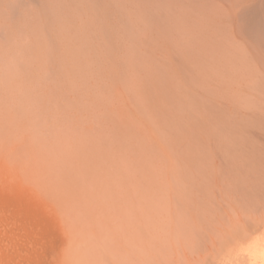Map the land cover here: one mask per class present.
<instances>
[{"label":"rangeland","instance_id":"1","mask_svg":"<svg viewBox=\"0 0 264 264\" xmlns=\"http://www.w3.org/2000/svg\"><path fill=\"white\" fill-rule=\"evenodd\" d=\"M88 4L0 0V264H264V27Z\"/></svg>","mask_w":264,"mask_h":264},{"label":"bare ground","instance_id":"2","mask_svg":"<svg viewBox=\"0 0 264 264\" xmlns=\"http://www.w3.org/2000/svg\"><path fill=\"white\" fill-rule=\"evenodd\" d=\"M259 0H78L80 6L89 2L95 13L124 12L127 19L138 20L145 34L143 41L203 42L197 36L181 37L177 33H192L209 29L235 28L244 25L240 16H250L248 26L264 27L258 19ZM264 2V0H260ZM83 8V7H82ZM126 13V14H125ZM128 15V16H127ZM247 25V23H246ZM207 39V38H206ZM216 39V40H214ZM213 42L218 38L214 37ZM206 41H212L207 39ZM219 41V40H218Z\"/></svg>","mask_w":264,"mask_h":264}]
</instances>
